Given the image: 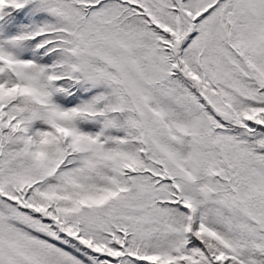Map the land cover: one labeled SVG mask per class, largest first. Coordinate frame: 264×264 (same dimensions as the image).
Here are the masks:
<instances>
[{"label": "snow or ice", "instance_id": "1", "mask_svg": "<svg viewBox=\"0 0 264 264\" xmlns=\"http://www.w3.org/2000/svg\"><path fill=\"white\" fill-rule=\"evenodd\" d=\"M0 264H264V0H0Z\"/></svg>", "mask_w": 264, "mask_h": 264}]
</instances>
